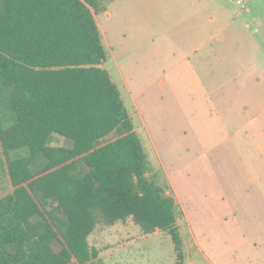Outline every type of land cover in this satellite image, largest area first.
Segmentation results:
<instances>
[{
    "label": "rangeland",
    "instance_id": "obj_1",
    "mask_svg": "<svg viewBox=\"0 0 264 264\" xmlns=\"http://www.w3.org/2000/svg\"><path fill=\"white\" fill-rule=\"evenodd\" d=\"M101 1L102 67L141 140L148 178L175 201L185 264H218L216 254L250 264L243 243L264 222V0ZM238 128L247 150L235 146ZM48 144L71 140L52 134ZM46 163L39 154L32 172ZM31 221L44 229L39 216ZM88 240L101 264H176L169 235L144 234L131 218L99 220Z\"/></svg>",
    "mask_w": 264,
    "mask_h": 264
},
{
    "label": "trees",
    "instance_id": "obj_2",
    "mask_svg": "<svg viewBox=\"0 0 264 264\" xmlns=\"http://www.w3.org/2000/svg\"><path fill=\"white\" fill-rule=\"evenodd\" d=\"M103 8L0 0V264H101L88 240L95 224L128 218L144 234H168L184 264L175 201L148 178L141 140L102 67L108 52L94 14ZM52 134L71 145H49ZM20 148L28 153L12 158ZM38 154L47 163L34 173Z\"/></svg>",
    "mask_w": 264,
    "mask_h": 264
},
{
    "label": "crops",
    "instance_id": "obj_3",
    "mask_svg": "<svg viewBox=\"0 0 264 264\" xmlns=\"http://www.w3.org/2000/svg\"><path fill=\"white\" fill-rule=\"evenodd\" d=\"M95 16H96V14H94V18H95V21H96V17ZM96 24H97V21H96ZM97 26H98V24H97ZM221 31L222 30H220V32ZM213 34H215V33H212L211 35L213 36ZM134 130H135V128H134ZM237 130H238V132L236 131V133H239V140L235 143V146L237 148H239V149L243 148L244 150H247L248 146L243 143L244 136L242 135L244 130H246V129L245 128H243V129L242 128H238ZM135 132H136V130H135ZM257 145L260 146L259 147L260 149L264 150V139H263L262 143L257 144ZM20 149H22V148H20ZM25 149H27V148H25ZM27 152H28V150H27ZM256 161H257V159H251L250 160L251 164L253 166L256 165L257 169L261 171L262 166L260 164L258 165V162H256ZM245 165H246V162H245ZM259 176H261V177L264 176V173L260 172ZM250 179L253 180V177L250 176ZM260 180L263 182V180L261 178H260ZM257 191L261 195H264V188L259 189V190L257 189ZM257 212L260 213L261 211L257 210ZM177 225L179 227V231H180L182 242H183V246H184V244H185V240H184V237H183L184 235L182 234V232L180 230V225H179L178 222H177ZM255 228H258V230L253 233L254 235L252 236V238H249L245 243H243L245 245L244 251L246 252V256H247L248 260L250 261V264H264V222H259V223L255 224ZM183 253H184V251H183ZM214 254H216L215 250H214ZM216 256H217L216 257L217 258L216 262H218V264H237V262H238L237 260L236 261H231V260L229 261L228 259L225 260L223 257H221L220 255H217V254H216ZM184 261H185V255H184ZM184 264H185V262H184ZM209 264H216V263H214V261H211V262H209Z\"/></svg>",
    "mask_w": 264,
    "mask_h": 264
}]
</instances>
